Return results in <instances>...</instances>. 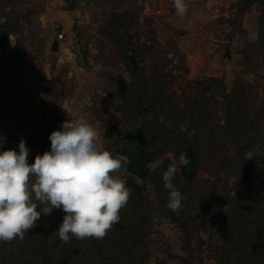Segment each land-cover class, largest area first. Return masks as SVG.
I'll return each mask as SVG.
<instances>
[{"label":"rangeland","instance_id":"rangeland-1","mask_svg":"<svg viewBox=\"0 0 264 264\" xmlns=\"http://www.w3.org/2000/svg\"><path fill=\"white\" fill-rule=\"evenodd\" d=\"M186 2L188 11L183 17L177 15L173 0H10L0 5V21L19 17L22 24L21 32L9 34L11 43L19 40L23 45L24 62L22 97L13 113L25 108L38 122L49 127L54 121L53 109L58 130L64 120L84 117L97 128L106 149L128 158V166L131 161L124 145L130 139L122 134L140 133L142 117L115 109L120 97L114 81L126 78L136 87L145 76L169 97L167 105L158 104L148 111L151 119L156 118L155 125L162 121L171 125L174 120L168 119L170 113L181 109L184 116L178 118V123L181 129L188 128L190 143L203 139L200 131L188 123L189 110H194L198 103L196 98L199 101L203 98L200 103L213 111V119L207 124L214 128L226 116L222 98L237 75L250 82L258 78L257 91L264 90V45L256 44L260 8L256 3L244 8L239 0ZM110 12L112 17L124 18L125 30L132 34L136 44L138 68L133 76L126 70L127 61H131L133 68L135 62L133 56L125 57V42L122 45L116 36L110 41L99 29L103 15ZM58 32H63L65 39H58ZM76 36L85 52L84 65L78 63L74 52ZM55 39L58 44L54 50ZM158 139L152 147L140 142L142 154L163 147L161 137ZM166 140L164 150L147 159L144 167L152 170L168 158L169 166L183 171L186 165L180 145L172 139ZM19 142L15 141L13 148ZM230 150L233 151L231 147ZM195 163L196 171L188 182L196 188L194 195L201 200L211 195L214 204L220 201L223 207L229 206L238 191L233 186L236 176L222 170L211 173L216 160L202 150ZM127 166L126 171L118 174L124 180L132 174ZM132 175L143 185L138 174ZM144 189L155 199L149 178L144 181ZM64 215L62 210L54 209L50 216L42 214L39 222L57 231ZM166 220L162 214L155 213V229L146 236L149 258L143 264L213 261V253L220 248L216 224L210 222L206 230L193 231L187 244L179 225ZM191 247L192 254L187 252Z\"/></svg>","mask_w":264,"mask_h":264},{"label":"trees","instance_id":"trees-1","mask_svg":"<svg viewBox=\"0 0 264 264\" xmlns=\"http://www.w3.org/2000/svg\"><path fill=\"white\" fill-rule=\"evenodd\" d=\"M9 1L0 0V5ZM239 3L244 8L256 3L260 8L256 44L264 45V0H239ZM113 16L111 12L103 15L99 29L110 41L116 36L121 44L125 42V57L133 56L135 62L133 68L127 61L126 70L129 76H133L138 68L135 58L136 44L131 39L132 34L125 30L124 18ZM21 27L19 17L0 21V140L4 141L0 151L11 148L21 138L28 139L25 142L30 150V158L43 152L46 143L38 140L32 125L38 121L27 109L13 113L22 97L24 62L23 45L19 40L11 43L9 34L21 32ZM150 80L152 79L141 77L136 87L126 78L114 81L120 97L114 107L132 117L141 115V143H148L152 147L161 137L164 146L158 147L157 152L153 149H149L145 155L141 152V158H146L143 159L145 162L164 150L167 145L166 138L180 145V153L186 166V154L190 155L192 171L187 174L185 167L183 171L176 169L173 181L184 197L180 211L174 212L167 207L169 193L162 177L170 167L168 158H164L152 170L144 167L140 173L130 170L128 165L131 173L138 174L143 180V185L134 180V175L127 177L125 181L132 190V195L127 206L119 213L120 222L103 239L79 240L72 237L69 243H64L57 231L38 222L34 229L26 233L23 241L17 239L11 243L0 242V264H143L149 258L146 236L155 229V213L162 214L166 221L170 220L179 225L187 244L190 243L189 235L193 231L206 230L210 222L216 224V237L220 248L213 253L214 258L210 264L264 263V90L262 93L257 91L258 78L250 82L247 78L236 76L230 91L222 98V108L225 109L226 116L214 128L207 124L213 119V111L200 103L203 98L200 101L196 98L195 102L198 103L194 110H189L191 120L188 123L200 131L203 139L191 143L187 135L188 128L183 130L178 123V118L184 116L181 109L170 113L171 117L168 119L174 120L171 125L165 121L155 125L156 118L151 119L148 111L158 104L167 105L169 97L158 88V84H152ZM51 114L54 116L53 124L46 127L56 126L58 130L56 111L52 109ZM129 134L130 132L123 133L122 137L131 141ZM140 142L138 147L142 145ZM14 149L19 151L16 145ZM200 150L214 156L216 160V164L211 165V173L217 174L222 170L223 173L236 176L233 186L238 190L237 195L227 207H223L220 201L214 204L211 195L201 200V197L194 195L196 188L188 183L196 171L195 162ZM124 151L129 154L125 149ZM253 152L256 153L247 159V155ZM148 178L155 193L153 200L144 189V181ZM191 210H197V213L192 214ZM193 249L188 248L187 252L192 254Z\"/></svg>","mask_w":264,"mask_h":264},{"label":"clouds","instance_id":"clouds-1","mask_svg":"<svg viewBox=\"0 0 264 264\" xmlns=\"http://www.w3.org/2000/svg\"><path fill=\"white\" fill-rule=\"evenodd\" d=\"M173 5L178 16H185L186 0H173ZM49 140L50 150L37 154L33 163L23 138L19 151H0V242L23 241L42 214L50 216L54 209L65 213L57 230L64 243L72 237L103 239L120 222L119 213L132 195L118 175L126 171L128 158L106 149L97 128L84 117L64 120ZM3 144L2 139L0 148ZM175 173L170 166L162 179L167 207L178 212L184 197L173 183Z\"/></svg>","mask_w":264,"mask_h":264},{"label":"water","instance_id":"water-1","mask_svg":"<svg viewBox=\"0 0 264 264\" xmlns=\"http://www.w3.org/2000/svg\"><path fill=\"white\" fill-rule=\"evenodd\" d=\"M57 44H58V41L56 39L53 40L52 48L54 50L57 48ZM74 52H75L78 63L80 65H84V63L86 62L85 53L83 49L81 48V44L78 41L77 36L74 42ZM130 66L133 67V64L131 63V61H130ZM32 125L36 132L38 140H44L46 143V149L44 151L50 150L51 142L49 140V135L53 130H57L56 126H54L53 128H47L46 126L42 125L40 122H33ZM129 135L132 137L131 141L124 146L125 150L130 154L132 158V161L129 164V169L137 173H140L143 170L144 165H145V160L141 158V150L138 147L141 135L139 132H137V134L135 135L133 134H129ZM43 152L37 153V154H43ZM37 154H34L30 158H28V161L33 162ZM186 157H187V166L185 168V172L189 174L192 171V163H191L190 155L186 154Z\"/></svg>","mask_w":264,"mask_h":264},{"label":"built area","instance_id":"built-area-1","mask_svg":"<svg viewBox=\"0 0 264 264\" xmlns=\"http://www.w3.org/2000/svg\"><path fill=\"white\" fill-rule=\"evenodd\" d=\"M57 38L60 39V40L61 39H65V36H64L63 32H58Z\"/></svg>","mask_w":264,"mask_h":264}]
</instances>
